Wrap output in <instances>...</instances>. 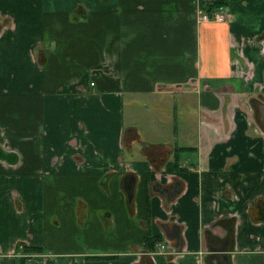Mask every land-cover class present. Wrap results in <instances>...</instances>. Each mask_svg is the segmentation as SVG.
I'll list each match as a JSON object with an SVG mask.
<instances>
[{"label":"crops","instance_id":"crops-1","mask_svg":"<svg viewBox=\"0 0 264 264\" xmlns=\"http://www.w3.org/2000/svg\"><path fill=\"white\" fill-rule=\"evenodd\" d=\"M0 264H264V0H0Z\"/></svg>","mask_w":264,"mask_h":264},{"label":"built area","instance_id":"built-area-1","mask_svg":"<svg viewBox=\"0 0 264 264\" xmlns=\"http://www.w3.org/2000/svg\"><path fill=\"white\" fill-rule=\"evenodd\" d=\"M226 8L223 3H217L214 5L210 10H205L204 8L200 7L197 9V19L199 21H225L227 17ZM90 84L92 82L90 81ZM159 247L160 249L164 247L163 244H157L155 246V250Z\"/></svg>","mask_w":264,"mask_h":264},{"label":"trees","instance_id":"trees-1","mask_svg":"<svg viewBox=\"0 0 264 264\" xmlns=\"http://www.w3.org/2000/svg\"><path fill=\"white\" fill-rule=\"evenodd\" d=\"M213 4H215V2H214V3L206 4L205 7H204L205 10H209V9H211V7L213 6ZM155 240H156L155 237H153V236H151V235H150V236H147V237H145V244L147 245V247L152 248V246H153ZM21 248H22V249H27V250H38L37 247H31V246L24 247L23 245H22Z\"/></svg>","mask_w":264,"mask_h":264},{"label":"rangeland","instance_id":"rangeland-1","mask_svg":"<svg viewBox=\"0 0 264 264\" xmlns=\"http://www.w3.org/2000/svg\"><path fill=\"white\" fill-rule=\"evenodd\" d=\"M125 100H126V98H125ZM138 104H139V102L138 101H136ZM142 103H140V105H141ZM138 107H140V106H137V105H135V104H133V108H134V110H136V109H138ZM159 110H157V111H155L154 113H158V114H160V115H162V113H163V111L160 113V112H158ZM164 118L162 117V120H163Z\"/></svg>","mask_w":264,"mask_h":264},{"label":"water","instance_id":"water-1","mask_svg":"<svg viewBox=\"0 0 264 264\" xmlns=\"http://www.w3.org/2000/svg\"><path fill=\"white\" fill-rule=\"evenodd\" d=\"M127 192H128V196H129V195H130V193H129V192H130V189H129V190H127Z\"/></svg>","mask_w":264,"mask_h":264},{"label":"bare ground","instance_id":"bare-ground-1","mask_svg":"<svg viewBox=\"0 0 264 264\" xmlns=\"http://www.w3.org/2000/svg\"><path fill=\"white\" fill-rule=\"evenodd\" d=\"M158 244V243H157ZM162 244V243H161ZM154 250H155V248H154Z\"/></svg>","mask_w":264,"mask_h":264},{"label":"flooded vegetation","instance_id":"flooded-vegetation-1","mask_svg":"<svg viewBox=\"0 0 264 264\" xmlns=\"http://www.w3.org/2000/svg\"><path fill=\"white\" fill-rule=\"evenodd\" d=\"M210 10V9H209Z\"/></svg>","mask_w":264,"mask_h":264}]
</instances>
